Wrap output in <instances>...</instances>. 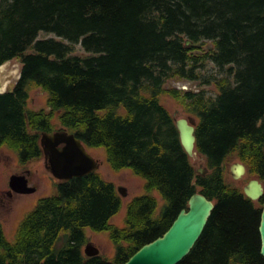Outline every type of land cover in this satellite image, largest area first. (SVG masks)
I'll list each match as a JSON object with an SVG mask.
<instances>
[{
  "label": "trees",
  "instance_id": "obj_1",
  "mask_svg": "<svg viewBox=\"0 0 264 264\" xmlns=\"http://www.w3.org/2000/svg\"><path fill=\"white\" fill-rule=\"evenodd\" d=\"M41 31L58 38H38ZM77 43L87 55L73 53ZM7 61L19 63V77L0 92V148L25 164L44 156L42 132L65 129L86 147H103L114 171L142 177L146 192L127 203L118 226L111 218L122 196L98 170L58 180L13 241L0 222V264L123 263L161 236L196 191L213 209L177 264H264V189L249 198L229 171L238 160L264 187V0H0V66ZM207 62L222 74L205 78ZM170 80L198 88L168 87ZM35 88L46 107H28ZM163 94L194 118L205 173L181 145ZM153 190L165 201L160 209ZM87 229L106 233L111 256L84 254Z\"/></svg>",
  "mask_w": 264,
  "mask_h": 264
},
{
  "label": "water",
  "instance_id": "obj_2",
  "mask_svg": "<svg viewBox=\"0 0 264 264\" xmlns=\"http://www.w3.org/2000/svg\"><path fill=\"white\" fill-rule=\"evenodd\" d=\"M186 44L191 42L186 40ZM198 46V44H195ZM182 89H188L186 86ZM2 92V91H0ZM175 125L179 132L181 145L190 157L195 151L194 121L173 113ZM40 145L46 161V167L58 180H70L73 177L86 175L99 167L98 161L89 154L85 144L73 133L65 129L54 132H42ZM233 179L238 180L246 174L243 163L235 161L230 165ZM11 191L17 193H33L36 187L28 184L25 174H12L8 181ZM263 183L258 178H251L244 186L245 194L258 200L263 195ZM118 192L125 196V187L119 186ZM213 209V202L199 192H194L188 200V208L181 209L169 228L159 237L142 245L125 262L120 264H177L191 250L201 235ZM259 234L261 240L260 253L264 257V203L260 215ZM99 249L86 243L84 254L97 255Z\"/></svg>",
  "mask_w": 264,
  "mask_h": 264
},
{
  "label": "rangeland",
  "instance_id": "obj_3",
  "mask_svg": "<svg viewBox=\"0 0 264 264\" xmlns=\"http://www.w3.org/2000/svg\"><path fill=\"white\" fill-rule=\"evenodd\" d=\"M54 37L58 38L54 33L41 31L38 38ZM210 47L209 43L206 42L204 48ZM198 52V51H196ZM74 54L85 56L88 54L81 46L80 43L74 45ZM202 75L205 78H212L220 76L222 73L214 66L212 62H207L204 67L200 69ZM19 76V63L17 61H9L5 65V70L1 73L0 71V85L4 84L3 89H7L17 80ZM168 87H187L196 90L198 85L191 81H178L170 80L167 83ZM203 87V86H201ZM208 90V93H213L212 87L204 86ZM162 104L169 110L171 114L176 113L178 117L184 116L191 120L194 118L187 114L181 104L172 98L168 94H163L161 96ZM28 107L32 109H40L46 107V93L40 89H33L30 92V97L28 101ZM120 111L124 112V108L121 107ZM87 151L91 156H93L99 163L97 168L98 172L102 174L104 179L112 181L116 187L123 186L126 189L127 194L122 196V207L120 211L111 218V222L118 226L124 224V214L126 210L127 203L137 195H141L146 192L145 181L142 177L132 173L130 169H122L119 171H114L108 165L106 161V152L103 147H86ZM238 161V160H235ZM232 161L229 166L235 162ZM192 162L200 173H205L204 169V158L196 154L192 158ZM29 174V185L35 186L36 191L33 193L19 194L11 192L8 184V180L11 174ZM227 180L232 181L229 176ZM236 181L235 184L238 186H244L248 179L243 176ZM58 180L51 174L50 170L46 167V161L44 156L33 159L25 164H20L16 154L6 147L0 148V222L2 223L4 233L9 241L14 240V233L16 226L22 220V218L30 212L38 198L46 195H51L57 192ZM10 191L11 195L7 194L6 191ZM152 194L158 200V208L160 209L165 201L161 194L157 190H153ZM88 242L96 246L101 253L108 256L112 255L113 247L109 241L105 232H94L87 229Z\"/></svg>",
  "mask_w": 264,
  "mask_h": 264
},
{
  "label": "bare ground",
  "instance_id": "obj_4",
  "mask_svg": "<svg viewBox=\"0 0 264 264\" xmlns=\"http://www.w3.org/2000/svg\"><path fill=\"white\" fill-rule=\"evenodd\" d=\"M5 65H6V63H4L3 65L0 66V71H1V73L5 70ZM3 86H4V84H1V85H0V89H2Z\"/></svg>",
  "mask_w": 264,
  "mask_h": 264
},
{
  "label": "flooded vegetation",
  "instance_id": "obj_5",
  "mask_svg": "<svg viewBox=\"0 0 264 264\" xmlns=\"http://www.w3.org/2000/svg\"><path fill=\"white\" fill-rule=\"evenodd\" d=\"M26 172H27V178H28V183H29V179H30V178H29V174H30V173H29L28 171H26ZM6 192H7V194L11 195V192H10L9 190L6 191ZM15 193H16V192H15Z\"/></svg>",
  "mask_w": 264,
  "mask_h": 264
}]
</instances>
